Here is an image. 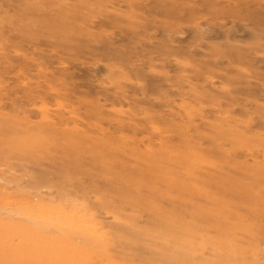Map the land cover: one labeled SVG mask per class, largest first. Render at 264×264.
I'll return each mask as SVG.
<instances>
[{"label": "rangeland", "instance_id": "1", "mask_svg": "<svg viewBox=\"0 0 264 264\" xmlns=\"http://www.w3.org/2000/svg\"><path fill=\"white\" fill-rule=\"evenodd\" d=\"M85 1L67 34L33 36L4 18L39 20L27 7L42 1L0 0V264H186L154 254L158 212L113 200L106 181L55 188L56 151L35 141L48 127L126 147L127 171L155 173L160 194L190 191L178 167L193 166L190 208L157 197L190 225V264H264V0ZM218 169L244 198L215 201L228 205L223 232L205 199Z\"/></svg>", "mask_w": 264, "mask_h": 264}, {"label": "bare ground", "instance_id": "2", "mask_svg": "<svg viewBox=\"0 0 264 264\" xmlns=\"http://www.w3.org/2000/svg\"><path fill=\"white\" fill-rule=\"evenodd\" d=\"M12 1L14 5L18 3V0L16 1L12 0ZM41 1L42 2L40 4H37V3L30 4L27 7L32 10L42 12V16L39 20L28 18L27 20H25V22H21L19 21V18L25 17L21 14H18L13 17L4 18V20L7 21L15 30L17 29L18 31L23 32V33L29 30V28L33 27L31 28L35 32V33H32L33 36H39L40 35L39 33L41 31H46L47 33L52 34V35H56L58 32H61L63 35H65L72 29L71 26L73 24V19L75 18V13L77 11V8H80L81 6L86 4L85 0H77V6L69 9V8H65L62 5L55 4L53 0H41ZM45 7L46 9H43ZM49 9L53 11L54 14L51 13ZM30 36H31V33H30ZM60 37L65 38L63 36H60ZM43 117H45V115ZM60 133L58 135L56 134V131H53L52 129H50V127H48L46 128V135L44 136L46 139L41 137L40 140L42 141L40 142V140L35 139L33 137L35 141H38L37 142L38 145L36 148H39L40 150H44L45 149L44 147L46 148L52 147L56 151L54 156H56L55 158L59 162V166L57 165V168H56L58 171L54 169L55 172L57 173L56 181H58V183L55 185V188L59 189L60 183L69 182L75 186V189H81V186L77 182V178H76V176H80V175L87 176L92 182L98 179H102L106 181V184L108 185L107 188L110 190V193H113V198H112L113 200H117L118 197L117 198L115 197V194H116L119 196L118 198L119 202L123 205H126V206L136 205L142 209H146L149 212L151 211L158 212L157 215L153 216V223H152V224H155L156 232L147 233L146 235L150 238L154 237L159 241L157 243H153V244L150 243V244L154 246L155 250H158V252H154V254L161 255L163 257L165 256V258L161 261L166 262L167 260H170V258L167 259V256L171 257V260L176 255H181V256L184 255V257L186 256L188 258L190 254L189 252L190 250H192V246H190L189 243H186L185 241L184 242L181 241V239L190 238L192 236L191 235L192 232H190V229H188L190 225L187 222H185L187 224L184 223L183 225H181L180 222H183V221H181L179 218L176 217V219L174 220L172 217H168L166 214H164L161 211L162 208L159 207L162 201L157 200V197H159L163 201L165 200L167 201V199L177 200L174 197H181L180 200L182 201L183 199V201H186L187 204L189 203L188 204V207H189L190 204L192 203L191 199L193 198L190 192L191 190H193V188H191V185L193 187L192 181H194V179L196 178L194 175L193 166L190 167L189 169H188V165L187 166L183 165V166L178 167L179 169H184L182 172L186 173L185 175L188 177L187 183L184 182L180 184L185 186L190 191L179 188L176 186V183H174L172 185L166 184L165 186L167 188V191L165 193L160 194L159 187L163 184V182H161L162 180L155 173L131 172V170L127 171L126 167H128V165L126 164L125 166V163H123L122 160H120L122 159L121 155H119L122 153V151L124 152L127 149L126 147H123V146L116 147L114 143H111L109 140L106 142L105 141L100 142L96 140L87 139L86 136H82V139L79 138L81 139L79 140L78 137L76 136L70 137L67 134H64L62 136L61 135L62 133L61 134ZM5 146L7 147V144ZM14 146L10 144L7 148H5L8 150V156L9 155H12V156L20 155L19 149L18 151L13 150ZM130 151L132 150L130 149ZM184 152L185 151L183 150L182 154L180 155L182 156L186 155L187 157L193 158L194 155L191 150H187L185 153ZM137 155L135 154L134 156H137ZM170 158H173V157H170ZM198 168H200V165ZM62 170H64L65 173L59 174V172ZM218 170L219 172H217L216 174L207 175L206 183L210 184L211 187H214V189L213 188H210V190L208 189L209 193H205V199H207V202H209L210 208L207 210V213L211 215L210 218L212 217L213 219L211 220V222L214 221L215 218L219 216V219L217 220V223H216V224H219L218 227L216 226V224L215 226L214 225L212 226L216 229L218 228L217 230L218 232L220 231L223 232L225 231V226H226V224L224 223L226 222L224 220L225 219L224 214L225 212H228L227 210H229L228 205L225 206L222 203L217 204L215 201H222L220 200V198L223 199V197L225 196L224 193L234 194L235 197L239 199L243 198L241 197L243 195L242 193H241V196L240 194L237 195L238 194L237 192L241 191L242 186H239V183L238 185L235 184L237 181L235 182L233 179L232 180L234 182H232L230 177H229L230 180H228L227 179L228 176H226L227 178L224 177L223 176L224 172H221L220 169ZM157 186L159 187L157 188ZM217 193H221L219 197L216 196ZM228 197H232V196H229L228 194ZM244 201L246 200H243V202ZM102 202L103 201L101 200V203ZM223 203L225 204L226 202H223ZM111 204L113 205L114 201ZM180 204H183L184 206L185 203L183 202ZM247 208L249 210V207ZM250 209H252V204H251ZM174 213H175V210L174 212H171L168 214L173 215ZM206 218L208 219V216ZM128 224L129 223L126 222V226H128ZM121 232L122 234L120 233L121 235H119L120 236L119 238H125V239L129 238L127 236H129L130 232L126 230H123ZM123 234H126V235L123 236ZM227 234L225 233V235ZM220 235L222 238L223 234H220ZM132 244H136V243L124 242V245L126 247L134 246ZM137 250L138 249L136 248V250L134 251H137ZM187 258L186 260L184 259L185 263L190 264V259L189 258L187 259ZM154 260L156 261V259ZM154 260H151V261H154ZM155 261L153 263H155ZM168 262L169 261H167L166 263L168 264ZM160 263L158 262V264ZM179 263L181 264V262ZM169 264L171 263L169 262Z\"/></svg>", "mask_w": 264, "mask_h": 264}]
</instances>
